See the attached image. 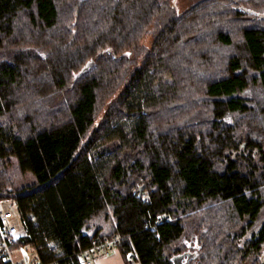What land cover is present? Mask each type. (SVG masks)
<instances>
[{"label":"trees","instance_id":"16d2710c","mask_svg":"<svg viewBox=\"0 0 264 264\" xmlns=\"http://www.w3.org/2000/svg\"><path fill=\"white\" fill-rule=\"evenodd\" d=\"M0 200L44 263L264 264V0H0Z\"/></svg>","mask_w":264,"mask_h":264},{"label":"built area","instance_id":"2783aa9c","mask_svg":"<svg viewBox=\"0 0 264 264\" xmlns=\"http://www.w3.org/2000/svg\"><path fill=\"white\" fill-rule=\"evenodd\" d=\"M169 216H160L157 225L169 222ZM28 231L24 227L16 202L8 208L5 201L0 200V264H60L59 262L44 263L37 256L29 260H19L14 256L15 245L21 238L28 237ZM129 236L115 234L110 237H96L92 240L90 247L79 254L80 264H95L96 256L109 257L121 250V247ZM127 264H142L136 249L132 247L125 254Z\"/></svg>","mask_w":264,"mask_h":264},{"label":"rangeland","instance_id":"374dc122","mask_svg":"<svg viewBox=\"0 0 264 264\" xmlns=\"http://www.w3.org/2000/svg\"><path fill=\"white\" fill-rule=\"evenodd\" d=\"M200 1H203V0H171V3H172V6L176 9L177 13L178 14H184L186 12H188L193 6H195L196 4H198ZM235 3H239V1H236ZM241 4V3H239ZM152 43V38L149 37H146L143 41V44H146V45H150ZM106 111V108H103L100 115H99V118H98V121L101 120L103 114L105 113ZM14 176H18L19 174H17L14 170V173H13ZM34 179L31 177V175H26L25 177L23 178H17L16 179V186L15 188L19 189V188H22L23 186H29V185H32L34 183ZM143 186V185H142ZM5 201V205L6 207L8 208V206L13 202V200H4ZM25 249L23 248H17L14 250V256L19 259V260H29L31 259V257L33 256V254L35 253L34 249L31 247V246H26L24 247ZM21 249V250H20ZM122 252V250H121ZM22 254V255H21ZM25 254V256H24ZM126 254V253H125Z\"/></svg>","mask_w":264,"mask_h":264},{"label":"crops","instance_id":"0c3cea01","mask_svg":"<svg viewBox=\"0 0 264 264\" xmlns=\"http://www.w3.org/2000/svg\"><path fill=\"white\" fill-rule=\"evenodd\" d=\"M33 256H37L36 253H34ZM95 264H127V262H126L125 255L121 252V250H119L118 252L114 253L113 255L109 257L96 256Z\"/></svg>","mask_w":264,"mask_h":264},{"label":"water","instance_id":"95a60500","mask_svg":"<svg viewBox=\"0 0 264 264\" xmlns=\"http://www.w3.org/2000/svg\"><path fill=\"white\" fill-rule=\"evenodd\" d=\"M94 66H95V61H91V62H89V63L85 66V68H84L83 71H87V70H89L90 68H92V67H94ZM143 189H144V185L141 186L139 190L142 192ZM183 259H184V256H183V255H181V256H177V257L174 259V262H175V264H183Z\"/></svg>","mask_w":264,"mask_h":264}]
</instances>
